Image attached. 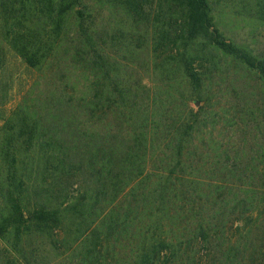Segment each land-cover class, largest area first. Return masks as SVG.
Returning a JSON list of instances; mask_svg holds the SVG:
<instances>
[{
	"label": "trees",
	"instance_id": "1",
	"mask_svg": "<svg viewBox=\"0 0 264 264\" xmlns=\"http://www.w3.org/2000/svg\"><path fill=\"white\" fill-rule=\"evenodd\" d=\"M0 109V264H264V0H0Z\"/></svg>",
	"mask_w": 264,
	"mask_h": 264
},
{
	"label": "rangeland",
	"instance_id": "2",
	"mask_svg": "<svg viewBox=\"0 0 264 264\" xmlns=\"http://www.w3.org/2000/svg\"><path fill=\"white\" fill-rule=\"evenodd\" d=\"M18 95H19L18 92L14 94V98L11 99V100L9 101V103L6 105V107H5L6 109L9 110L11 107L14 106V104L17 102ZM1 112H2V110L0 109V116H1ZM0 124H1V117H0Z\"/></svg>",
	"mask_w": 264,
	"mask_h": 264
}]
</instances>
